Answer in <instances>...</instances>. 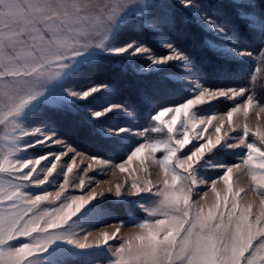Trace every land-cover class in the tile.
Masks as SVG:
<instances>
[{
  "label": "snow or ice",
  "instance_id": "1",
  "mask_svg": "<svg viewBox=\"0 0 264 264\" xmlns=\"http://www.w3.org/2000/svg\"><path fill=\"white\" fill-rule=\"evenodd\" d=\"M180 2L188 7L193 0ZM136 4L149 9L156 0H0V264H40V254L57 241L81 249L118 241L110 246L114 257L111 264H264V126L258 123L253 129L247 123L250 114L258 121L264 114V95L258 96L248 85L210 88L194 81L197 94L161 107L147 127L134 133L141 142L116 164L76 151L55 132H46L44 125L29 127L20 119L29 104L44 95L46 86L89 49H103L116 56L141 54L151 61L149 68L187 60L184 51L172 43L164 45L170 50L168 55L157 57L138 40L123 45L110 41L113 22L128 6ZM208 20L217 31L227 34L214 18ZM146 26L162 32L161 16L149 14ZM229 38L238 43L235 37ZM260 44L255 56L262 65L258 72L264 70V38ZM238 55L254 54L239 49ZM102 90L111 92L104 81L91 82L86 90L65 89L68 96L78 100ZM220 98L232 102L226 115H198L199 106ZM113 110L131 115L126 105L115 100L102 110L89 109L94 119ZM234 116L242 117L243 122ZM152 133L163 138L155 139ZM230 140L234 142L227 147L241 150L239 162L217 165L224 171L211 182L199 178L196 165ZM49 142L66 149L54 155L55 161L66 156L71 163L62 172L59 190L32 194L25 189L47 184L58 166L51 162L40 168L44 173L41 177L38 168L53 154L38 159L20 154ZM77 157L80 163L88 161L81 172L110 167L114 176L118 170L124 179L114 184L105 182L107 187L97 182L86 195H65L71 185L68 174L77 167ZM135 162L138 165L133 168ZM149 165L162 174L158 183L137 175L143 172L149 176ZM243 173L250 177L248 186H234V175ZM221 181L222 192L216 187ZM90 184V179L86 183L81 178L75 187L83 190ZM200 186L210 188L213 202H207V193ZM105 193L116 197L153 193L158 199L145 208L151 219L139 224L137 231L124 234L122 225L83 235L75 231L73 217ZM249 193L254 200H245Z\"/></svg>",
  "mask_w": 264,
  "mask_h": 264
},
{
  "label": "rangeland",
  "instance_id": "2",
  "mask_svg": "<svg viewBox=\"0 0 264 264\" xmlns=\"http://www.w3.org/2000/svg\"><path fill=\"white\" fill-rule=\"evenodd\" d=\"M219 1L222 0H193L190 6L185 7L180 0H156L155 6L149 9H145L139 4L130 5L113 22L110 41L115 40L123 45L132 40H138L151 50L152 55L165 56L170 51L164 46L166 43L177 45L167 38L165 29L158 33L146 26L148 15H160L163 26L170 25L177 15L182 20L191 17L201 26V33L203 34L200 37L201 43L207 46L218 59L230 63L237 72L242 69V76L239 80L231 81V79L226 78L220 82L217 78L210 76L204 78L182 48L188 57L187 60L169 61L166 64L152 65L151 68L147 67L151 61L144 55L126 53L116 56L103 49L92 48L83 56L75 58V61L70 63L69 68L60 77L51 81L46 86L44 95L31 102L20 119L29 127L44 125L46 132H55L57 138L64 140L76 151L106 159L110 164H116L122 162L131 149L141 142V138L134 133L147 127L151 123V116L161 107L178 104L197 94L198 90L195 88L194 81L210 88L248 85L254 91V82L264 75V71H257L261 66L259 61L255 59L256 53L253 52L250 45L244 46L243 44V42L249 40H243L245 37L238 40L230 28L232 29L236 23H240L245 32L253 30L251 32L253 37L261 36L264 38V6H260L257 0H251V2L250 0H225L231 5L230 7L235 13L233 14L235 21H233L232 13L224 21L218 18L213 10L206 8L209 2ZM263 1L259 0L261 4ZM208 18H214L217 23L223 25L227 29V34L221 33L212 27ZM139 27L140 29L144 27L145 36L134 31L135 28ZM229 37H235L238 43L234 44ZM239 49H247L252 51L254 55L252 57H241L238 55ZM102 55L114 59L117 64L133 74L127 79L129 82L121 83L118 90L105 81V69L100 66L99 62H95ZM189 68H191V71L188 70ZM253 76L255 79H252ZM158 77L164 78L165 84L157 82ZM99 81L108 83L111 92L102 90L86 100H78L68 96L65 91L69 87L86 90L91 82ZM126 85H131V87ZM114 100L126 105L130 109L131 115L129 112L113 110L99 119L92 117L89 109L102 110ZM231 104V101L220 98L199 106L198 115L224 116L226 111L230 110ZM46 107L53 109V111L45 112ZM234 120L243 122L242 117L237 119L234 116ZM247 123L253 129L258 123L264 126V114H261L259 121L255 115L250 114ZM73 125L80 126V130L75 132ZM119 128H127L130 131L118 133ZM233 135L237 134L234 133ZM152 137L155 139L163 138L156 133H152ZM233 142L230 140L222 143L210 153H207L205 158L196 165V175L207 182H211L224 171L223 168L217 165L239 162L238 156L241 154V150L227 147L228 143ZM62 151H66V149L62 148L60 144L49 142L48 144H37L20 154L22 158L33 159H38L48 153L53 154L48 156L46 161H42L41 166L38 168L41 177L44 173L40 171V168L50 166L51 162L57 163L58 166L57 171L49 178L47 184L39 187L29 186L25 191L40 194L45 190L52 192L59 190V183H63L62 172L63 170L66 171L67 164L71 163L68 160L69 157L66 156H62L60 161L54 160V155H58ZM87 163L88 161L80 163V158L77 157V167L74 168L73 173L68 174L71 185L65 195H86L91 188L97 187V182H100V187H107L105 182L111 181L114 184L124 179V174H121L118 170H116L114 176L113 169L110 167L96 168L87 173L81 172L80 169L87 168ZM137 165L138 162H135L132 167L135 168ZM149 169L151 173L149 176H146L143 172L137 173V175L142 179H151L153 183H158L162 174L158 169L153 170V165H149ZM81 178L85 179L86 183L89 179L91 180L90 186L83 190L75 187L79 184ZM249 181L250 177L246 173L239 176L234 175L233 177L234 186L247 187ZM200 187L203 188V192L207 193V202H213L214 194L210 191V188L208 186ZM216 187L218 191L222 192L224 189L222 181L218 182ZM199 190L200 188H197V191ZM157 199L153 193H141L134 196L121 195L120 197L105 193L104 196L97 197L81 209L73 217L72 222L77 225V227L74 226L75 231L81 232L82 235L90 231L96 233L101 230H110L113 225H122V232L127 234L137 231L139 224L151 219L148 217L145 208L153 206ZM254 199L252 193L245 197V200ZM120 201L125 202L114 204ZM197 202L203 204L205 200H198ZM46 206L53 207L55 205ZM117 243L118 241H110V245L81 249L65 241H57L46 253L40 254L39 261L40 264H111L114 257L110 251V246H115Z\"/></svg>",
  "mask_w": 264,
  "mask_h": 264
},
{
  "label": "trees",
  "instance_id": "3",
  "mask_svg": "<svg viewBox=\"0 0 264 264\" xmlns=\"http://www.w3.org/2000/svg\"><path fill=\"white\" fill-rule=\"evenodd\" d=\"M257 2L260 6L262 7L264 6V1L262 4L259 2V0H257ZM230 6L231 5H229L228 2L222 0L219 2H211V3L209 2L206 8L213 10L215 14L218 15L217 16L218 18L226 21L227 20L226 18H228L230 13H232L231 14L232 16L233 14H235ZM232 18L233 21H235L234 16ZM163 29H165V31L167 32V36H168L167 38L170 41L175 42V45L179 46L187 53L193 65L197 68V71L201 73V75L204 78L210 76L212 78H217L220 82L226 78H228V80L231 79V81L233 80L237 81L241 78L242 69L240 72H237L234 68H232L233 66L230 63L228 64L225 61L218 59V57L215 56V54L207 46L201 43L200 37L203 36V34L201 33L202 31L201 26L199 25V23L191 19V17L182 20L177 15V17L174 18L172 23L170 25L166 24L165 26H163ZM230 30L234 32L238 40L243 39L244 37L245 38L243 40H249L243 42L244 46L250 45V48H252L253 52H255L256 55L258 56L259 49L261 47L260 44V41L262 39L261 36L253 37V35H251V32H253V30L249 32H245L243 26H241L240 23H236L235 27L232 29L230 28ZM134 31L141 33L145 36L144 27L142 29H140V27L135 28ZM95 62H99L100 66L105 69L106 72L104 78L105 81L108 82L113 88L117 90L119 89V86H121V83L129 82L127 79H129L130 75L133 76L132 72H129L127 69L117 64L114 59L109 58L106 55L99 56L95 60ZM260 66L262 68L261 64ZM161 78L158 77L156 81L165 84V80H163L164 78L163 79ZM126 86L131 87V85L130 86L126 85ZM253 88L258 96L264 95V75L259 77L254 82ZM48 107L45 108V112L53 111V109ZM73 126H74L73 130H75V132L80 130V126L77 125H73ZM124 202L125 201H120V202H115L114 204L115 205H117V203L123 204ZM110 204H112V202H110Z\"/></svg>",
  "mask_w": 264,
  "mask_h": 264
}]
</instances>
